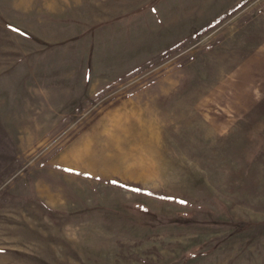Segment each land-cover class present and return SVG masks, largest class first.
Segmentation results:
<instances>
[{
  "label": "rangeland",
  "instance_id": "obj_1",
  "mask_svg": "<svg viewBox=\"0 0 264 264\" xmlns=\"http://www.w3.org/2000/svg\"><path fill=\"white\" fill-rule=\"evenodd\" d=\"M0 264H264V0H0Z\"/></svg>",
  "mask_w": 264,
  "mask_h": 264
},
{
  "label": "snow or ice",
  "instance_id": "obj_2",
  "mask_svg": "<svg viewBox=\"0 0 264 264\" xmlns=\"http://www.w3.org/2000/svg\"><path fill=\"white\" fill-rule=\"evenodd\" d=\"M65 171L71 172L73 171L72 169H65ZM113 183H116L115 181H113ZM135 191H139V189H135Z\"/></svg>",
  "mask_w": 264,
  "mask_h": 264
}]
</instances>
